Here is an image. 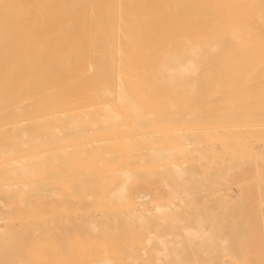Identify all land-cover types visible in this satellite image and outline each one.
<instances>
[{
	"label": "bare ground",
	"instance_id": "bare-ground-1",
	"mask_svg": "<svg viewBox=\"0 0 264 264\" xmlns=\"http://www.w3.org/2000/svg\"><path fill=\"white\" fill-rule=\"evenodd\" d=\"M263 206L264 0H0V264H226Z\"/></svg>",
	"mask_w": 264,
	"mask_h": 264
},
{
	"label": "rangeland",
	"instance_id": "rangeland-1",
	"mask_svg": "<svg viewBox=\"0 0 264 264\" xmlns=\"http://www.w3.org/2000/svg\"><path fill=\"white\" fill-rule=\"evenodd\" d=\"M124 10H127V6L125 5ZM240 172V171H238ZM232 188V186H229ZM225 188V187H224ZM234 196V193H233ZM258 206V205H257ZM257 212L256 218H258L259 226L257 223H255L256 230H255V237L254 238H249L250 237V230L247 231V227L249 224V219L255 220L254 216H251V210L248 208L247 212H249V216L246 215L245 219L242 223V226L245 227V231L243 232V239L241 241V247L238 249L239 253L235 254V257H228L226 256V259L228 260L226 264H233V261L236 259H239L240 261H243L245 264H264V206L263 207H258L255 208L253 207L252 211ZM260 211V214H259ZM256 221V220H255ZM263 228V229H262ZM261 229V231H260ZM256 242V243H253ZM263 245V247H261Z\"/></svg>",
	"mask_w": 264,
	"mask_h": 264
}]
</instances>
